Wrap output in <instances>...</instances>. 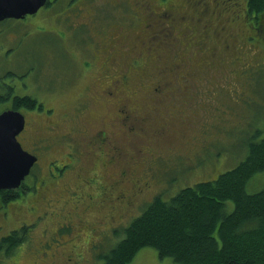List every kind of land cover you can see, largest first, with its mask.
<instances>
[{"label":"rangeland","instance_id":"rangeland-1","mask_svg":"<svg viewBox=\"0 0 264 264\" xmlns=\"http://www.w3.org/2000/svg\"><path fill=\"white\" fill-rule=\"evenodd\" d=\"M71 1L55 0L34 15L0 21V94L6 95L13 87L9 98L0 100V112L13 107L14 95H31L44 106L42 110L20 108L28 122L26 132L18 139L25 149L38 155L39 161L24 180L27 188L17 198L3 201L0 195V238L23 225L30 228L28 238L10 253L0 250V264H102L101 254L121 239L124 227L155 194L169 199L185 186L217 178L246 158L252 141L264 137V44L250 41L246 34L250 30L248 24L232 22L228 32L235 33L238 39L235 51H221V43L216 59L222 68L205 70V54L189 41L196 31L191 23L187 26L193 28L185 31L183 21L157 13L156 29H138L133 25L137 26L140 15L129 8L127 0H90L84 11H79L81 16L69 8ZM172 1L185 11L180 4L184 0ZM208 1L198 0L199 4ZM211 1L213 5L222 0ZM246 1L238 0L241 6ZM159 2L157 12L163 10ZM239 7L229 6V14H238ZM152 8L154 3L140 11L148 14ZM191 13L195 11L192 9ZM213 19L214 25H221V20ZM249 21L252 23L253 19ZM82 22L89 26L81 28ZM110 26L117 35L126 32L124 26L133 35H143L142 47L130 48L124 39L128 44L116 62L124 61L127 69L130 67V84H125L128 94L134 98L149 94L153 101L143 102L145 108L130 116L125 113L118 126L109 123V137L94 143L92 134L99 132L101 116L108 110L107 102L96 98L95 90L101 84L100 67L106 58L98 51L101 41L110 34ZM260 30L264 35L262 26ZM113 46L117 44L109 42V47ZM158 54L163 61H172L178 55L187 57L185 67L192 71L186 75L188 79L180 78L184 72L162 70V85L157 93V75L151 72H157ZM89 61L93 65H88ZM93 97V107L80 108L81 103H88ZM49 108L50 115H46ZM115 111L110 107L108 114L115 117ZM168 115L176 121L186 117L188 123L183 131L192 137L176 141L157 160H151L150 170L157 176L153 190L134 199L135 205L120 203L119 195L131 197V184H111L121 180L119 176L126 165L138 168L152 159L149 148L154 137L159 136L157 119ZM87 119L92 120L94 129L81 134ZM83 155H90L91 161L87 157L84 161L88 169L93 166L99 182L94 188L83 186L82 201H77L79 189H72L79 183L77 168ZM263 188L261 171L250 178L246 189L255 193ZM104 190L106 194H102ZM233 209L234 202L229 201L228 211ZM114 229L120 234L113 233ZM129 264L181 263L170 256L161 257L156 248L145 246Z\"/></svg>","mask_w":264,"mask_h":264},{"label":"trees","instance_id":"trees-1","mask_svg":"<svg viewBox=\"0 0 264 264\" xmlns=\"http://www.w3.org/2000/svg\"><path fill=\"white\" fill-rule=\"evenodd\" d=\"M245 8L246 23L252 18L264 28V0H247ZM258 33L264 36L261 30ZM11 90L0 94V100L9 98ZM22 107L43 109L31 95H14L12 108ZM261 171L264 137L252 141L246 158L217 178L185 186L169 199L162 194L153 197L124 227L121 239L101 254L102 264H129L145 246L181 264H264V188L255 193L246 189L250 178ZM0 195L3 201L19 196L14 189L0 190ZM229 201L234 202L230 212ZM29 230L23 225L2 235L0 250L10 253L28 238Z\"/></svg>","mask_w":264,"mask_h":264},{"label":"flooded vegetation","instance_id":"flooded-vegetation-1","mask_svg":"<svg viewBox=\"0 0 264 264\" xmlns=\"http://www.w3.org/2000/svg\"><path fill=\"white\" fill-rule=\"evenodd\" d=\"M52 1L54 2L55 0H49L48 3H51ZM127 1L126 2L129 8L135 11L137 14L139 13L140 15V21L139 23L136 24L137 26L133 25L134 28L140 29L141 27H143L145 30L146 29H156L157 13L159 16L169 17L170 20L176 18V20L178 21H183L185 25V31L193 28L192 26H187L188 24L191 23V25L194 26V29L196 31L190 35L189 41L191 43H195V46L202 49V51H198L199 53L205 54L204 55L205 60L203 61L205 70H209L214 67L222 68L221 66L222 63L218 62V60L216 59V57L219 56V53L221 51H226L228 49L235 51V49L233 50V48H235L238 45V39L235 37L234 35L235 33L231 34L228 32V28L229 26H231L232 22L243 21L245 22V24H248L250 30H249V33H246V34H249L248 36L250 37V41L261 42L262 44H264V36L260 35L259 37V33H258L260 31L259 20H255L252 23H246L248 18L246 17V14L244 12H246L247 8H245V6H241L238 0H222L221 2H219L221 5L222 3L226 5L228 4L227 5L228 7L224 5L219 6L220 4H218L217 0H214V1H217V3H214L213 5H212L213 1L210 0L208 2L202 3V6H199V7H197L198 0L197 2H195L194 0H184V2L180 4L181 6L185 8V11H180L178 9L179 8L178 3L175 1L159 0L160 8L161 9L163 8V10L159 12H157V0H146L148 2L141 1V0H132V2L131 0H127ZM89 2L90 0H72L70 2L69 8H73L75 10V15L78 16L79 11L83 12L84 11L83 7L85 5L88 6L87 3ZM153 3H154V8L148 11V14L145 12L141 13L140 11L141 8H143L144 11H146L147 6ZM234 4L240 7L238 8V11H237L238 14L232 13L233 14L232 16L229 14L231 9H228V8L229 6H232ZM192 9L195 11L194 14H191ZM81 13L79 14V16H81ZM242 13H244V15L243 17H240V15L242 16ZM70 16L71 15H69V17ZM213 18H218L219 20H221V25L219 24L214 25ZM18 19H22V18H18ZM134 23L135 21L133 20V24ZM82 24H84V26H81V28L83 27L86 28L87 26H89V24H86L84 22H82ZM123 29L126 30V32H124L125 34L121 33L120 35H117L116 31L112 29V26H110L109 31H108L110 34L108 35L106 34L103 40L102 38L100 39V41L102 40L101 41L102 43H101V46L98 52L102 54L103 57L106 56V58L104 59V64L102 65V67H100L102 70L100 73L101 84L95 90V92L97 96L96 98H102L104 101L107 102L108 110L105 113V115L101 116L100 124L101 123L102 124L99 129V132H96L93 134L91 133L94 137V140H93L94 143H96L98 139H101L102 141H104L106 138L109 137L108 136L109 127L106 128V126L109 123L110 125L118 126V124L122 121V119L126 117L125 113L127 114V116H130L131 112H135V111L138 112V110L141 111L142 109L145 108V105L142 104L143 102L145 103L147 102L150 104L153 101V98L149 94H147V96H150L151 98H146L147 96L144 95L143 92L141 94L144 96H141V97L137 96L135 98H134L135 95L131 97V95L128 94V90L125 84L126 83L130 84L129 82L132 77L131 71L129 70L130 67L128 66V69H127V66L124 65V61H122V64H123L122 65L119 62H116V60L122 57L121 49L124 46H127L128 42L131 44V46H129L130 48H133L139 45H140L139 47H142L143 46V35L138 34V33L134 35L131 34L127 26H124ZM151 31H154V30H151ZM194 34H197V35H194ZM124 39H127L128 42H124ZM194 39H196L195 42H193ZM109 42H111V44H115V45L117 44V46L109 47ZM221 43L224 49H221V51H219L218 46H220ZM96 47L98 48V46ZM118 49H120L121 52H119ZM97 56L98 54H96V57ZM156 58H157V72L156 73L151 72V74L157 75V93L159 92V88L162 85L160 84V82L162 81L161 80L162 78L159 77V74L162 73V70L165 71L166 69H170V70H178L180 72H184L179 75L180 78L183 79L184 81L188 79L186 75L192 73L190 69H186L185 67V62L189 60L187 57H184V56L179 57L178 55V57L174 58L172 61H163L161 60V55L158 54L156 55ZM135 61L137 62V60H134V62ZM162 63H164V65H162ZM111 64H113L114 66L116 65V67H113ZM88 65H93V64L91 61H89ZM98 71H99V68H98ZM134 92L135 94L139 93L137 90H134ZM151 92L152 91H150L149 93ZM158 97L159 95L157 94V98ZM96 98L93 97V99H91L90 102L88 103H81L80 108L84 110H88L89 108L93 107L95 104ZM110 107L113 108L114 111L116 109L115 117H111L110 112L108 114ZM36 109H39V108H36ZM157 109H159V107H157ZM51 110L52 108L46 109V112H45L46 115H50L49 113ZM160 113L161 112H157V116H161ZM27 122L28 121L26 119L25 128L22 130V132L18 136L21 137V135L26 132ZM186 123H188V120L184 116L180 117L179 121H176L175 118L172 117V115H168V116L157 119V127L160 130L158 132L159 136L154 137L155 140L152 143V147L149 148L152 150V152L150 153L152 154V159H150L148 162L145 160L143 163H141V165L138 168L134 166L126 165L124 167L123 172L120 173L119 178H121V180H115L111 184V186H115L117 184L124 185L126 183L131 184L130 185L131 186V197H127L126 196L127 194L119 195L118 198H119L120 203L126 202L128 205H131V203L135 205L137 201H134V199L138 200L140 195H143L144 193L153 190V186L157 184V176L155 175V173H153V171L150 170V168H153L152 166H150L151 165L150 162L151 160H157V158L160 156V153L166 150L167 148L171 149L174 146L173 143H176V141H179V140L188 141L192 137L190 133H186L183 131L184 124ZM91 124H92V120L87 119L85 121V124L81 126V127H84L81 134L84 133L86 135V133H88V130H93L94 127H91ZM158 124L161 125V128L159 127ZM61 134H64V133H61ZM86 157H87V160H90L89 158L90 155L89 156L83 155L82 159H80V163L77 168L78 169L77 179L79 183H77V185L74 188L76 190L79 189L77 191L80 192L79 194L80 196L79 197L77 196V199H76L77 201H82L81 198H82V195L84 194V191L82 190L83 186L86 185L87 187L94 188L96 183L99 182L98 180H96V175H95L96 171L94 170L93 166H90L92 170L90 169V167L88 169V165H87L88 163H86V160L84 161ZM38 161H39V157H38ZM106 174L108 175V173ZM77 186H79L80 188H77ZM25 187L27 188L25 182H23L19 188L15 189V191H17V193L20 195L24 191L23 189ZM81 190H82V193H81ZM102 194H106V191L104 190ZM157 195L158 194H155L154 197ZM90 197L93 200L94 198L93 194H90L89 198ZM86 204L89 205L90 203L88 204L86 202ZM69 259L71 258L69 257Z\"/></svg>","mask_w":264,"mask_h":264},{"label":"water","instance_id":"water-1","mask_svg":"<svg viewBox=\"0 0 264 264\" xmlns=\"http://www.w3.org/2000/svg\"><path fill=\"white\" fill-rule=\"evenodd\" d=\"M47 1L0 0V21L35 14ZM25 124L26 116L20 109L0 112V190L19 187L38 160L18 139Z\"/></svg>","mask_w":264,"mask_h":264},{"label":"bare ground","instance_id":"bare-ground-1","mask_svg":"<svg viewBox=\"0 0 264 264\" xmlns=\"http://www.w3.org/2000/svg\"><path fill=\"white\" fill-rule=\"evenodd\" d=\"M31 174V173H30ZM29 176H31V175H29Z\"/></svg>","mask_w":264,"mask_h":264}]
</instances>
